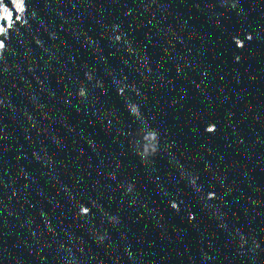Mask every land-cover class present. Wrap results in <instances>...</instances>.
Returning a JSON list of instances; mask_svg holds the SVG:
<instances>
[{
  "label": "water",
  "instance_id": "95a60500",
  "mask_svg": "<svg viewBox=\"0 0 264 264\" xmlns=\"http://www.w3.org/2000/svg\"><path fill=\"white\" fill-rule=\"evenodd\" d=\"M18 2L0 264H264V0Z\"/></svg>",
  "mask_w": 264,
  "mask_h": 264
},
{
  "label": "clouds",
  "instance_id": "9594fccd",
  "mask_svg": "<svg viewBox=\"0 0 264 264\" xmlns=\"http://www.w3.org/2000/svg\"><path fill=\"white\" fill-rule=\"evenodd\" d=\"M10 2L14 5V7L16 9H21L22 5H21V2H18V0H10ZM0 10H2V12H3V18L10 20L12 13L9 11V9L6 6H4L3 4H0ZM2 31H3V29L0 28V32H2ZM4 47H5L4 44L2 42H0V50H3ZM79 95L82 96V97L85 96L86 95L85 90L81 89L80 92H79ZM213 130H214V126H209L207 128V131H209V132H212ZM171 207L173 209L178 210V205L175 202H173L171 204ZM188 218L190 220L192 219L191 214H189Z\"/></svg>",
  "mask_w": 264,
  "mask_h": 264
}]
</instances>
